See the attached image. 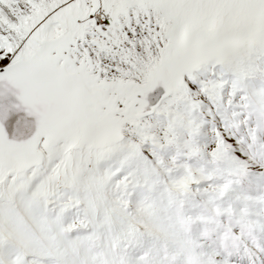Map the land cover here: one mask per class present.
Masks as SVG:
<instances>
[{
	"label": "snow or ice",
	"instance_id": "obj_1",
	"mask_svg": "<svg viewBox=\"0 0 264 264\" xmlns=\"http://www.w3.org/2000/svg\"><path fill=\"white\" fill-rule=\"evenodd\" d=\"M261 238L264 0H0V264H247Z\"/></svg>",
	"mask_w": 264,
	"mask_h": 264
},
{
	"label": "rangeland",
	"instance_id": "obj_2",
	"mask_svg": "<svg viewBox=\"0 0 264 264\" xmlns=\"http://www.w3.org/2000/svg\"><path fill=\"white\" fill-rule=\"evenodd\" d=\"M153 200L157 204V206H159V202L161 200V194L160 193L153 194ZM168 203L169 204L173 203L170 198ZM177 218L183 221L182 209L177 208ZM183 228H184L185 236L187 237L189 233V229L186 223L183 224ZM161 246H163L162 241H161ZM176 254L183 256L184 264H196L194 257L183 244H178L176 246ZM246 261L247 264H264V238H261L260 243H256L254 247L249 248Z\"/></svg>",
	"mask_w": 264,
	"mask_h": 264
}]
</instances>
